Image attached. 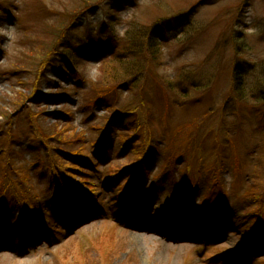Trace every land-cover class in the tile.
Listing matches in <instances>:
<instances>
[{
	"label": "rangeland",
	"instance_id": "374dc122",
	"mask_svg": "<svg viewBox=\"0 0 264 264\" xmlns=\"http://www.w3.org/2000/svg\"><path fill=\"white\" fill-rule=\"evenodd\" d=\"M0 10L4 12L0 13V147L16 148L12 158L17 168L47 162L55 143L71 155L93 154L98 135L92 127L103 128L102 119L110 113L103 107L89 110L104 92L105 106L119 102L127 109L141 108L140 143L155 147L145 165L147 181L151 184L160 175L162 184L156 186L151 209H165L182 185L188 159L195 178L193 219L207 220L200 215L212 213L216 198L228 208L227 216L217 212L205 228H187L185 233L193 239H170L161 230L139 227L128 232L117 226L109 214L114 209L111 196L102 187L99 215L80 225L69 224L71 233L51 235L47 242L41 232L30 235L28 253L20 251L17 238L13 242L6 238L0 242V264H260L264 260V240L246 249L243 237L253 226L248 212L264 216V206H255L258 197L253 193L259 185L264 189V0H0ZM77 42L94 51H82L77 69L68 73L65 83L51 66L65 62L64 55L74 52ZM123 59L139 77L129 94L109 83L119 77L123 80L115 85H133L132 79H125L130 75H123L127 69ZM235 67L240 68L238 82L246 84L243 98L235 85ZM47 94L48 100L42 99ZM60 95L71 100L70 106H55ZM85 106L90 108L87 112ZM64 113L72 118L62 119ZM6 116H10L7 122L2 119ZM125 118L123 131L136 116ZM114 138L120 143L130 137L126 133ZM119 143L96 161L99 187L107 166L122 168L123 158L131 156L130 150L120 157ZM171 154L185 167L176 163L171 170ZM4 157L0 148V174L7 164L5 175L10 179ZM220 159H225L226 169L215 171L212 183V176L200 169L208 166L214 172L213 164H220ZM70 171L84 190L83 179H91ZM38 173L26 172L29 184L49 201L55 192L50 177ZM179 192L183 195L185 189ZM16 221L12 215L11 222ZM242 252H247L245 257H240Z\"/></svg>",
	"mask_w": 264,
	"mask_h": 264
},
{
	"label": "trees",
	"instance_id": "16d2710c",
	"mask_svg": "<svg viewBox=\"0 0 264 264\" xmlns=\"http://www.w3.org/2000/svg\"><path fill=\"white\" fill-rule=\"evenodd\" d=\"M0 13L3 14L4 12L2 10H0ZM115 39V38H114ZM108 43H110V40H108ZM89 46H86V45H82L81 43H76L75 45V50L74 52H71V54H65V62L63 63H60V64H54V66L52 65V67H54V69L58 72H60V75L61 77L64 79V80H67L68 78H70V76L68 75V73H73L74 74V71L75 69H77V60L80 58L79 55H82V51H85L87 53H89L91 50L88 48ZM72 51V50H71ZM64 53L66 52H69V47L63 51ZM122 63L125 64V61L124 59L122 60ZM126 65V71L123 75H130L131 78H125V79H132V83L133 84H136L138 82V73L136 72L135 68L134 67H129L127 64ZM134 68V69H133ZM240 71V68L239 67H235L234 68V71H233V75H234V79L237 80L235 81V85L237 87V92H239V94L242 96L243 98V94H244V88H246V84H241L238 82V78H236L237 74H239L238 72ZM70 74V75H71ZM68 75V76H67ZM123 79L122 78H119V77H115L113 78V80H111L109 83H112L113 87L112 88H118L119 90H123V88H127V92L128 94L130 93V91H132L131 87L129 85H126L124 86V84L122 85H115L114 83L115 82H119V81H122ZM111 86V85H110ZM48 97V96H47ZM65 96H61L59 97V100L57 101V103H63L62 100H65ZM62 101V102H61ZM105 101H107V98H106V94L104 92H102L100 94L99 97H97L95 99V101L93 102L92 105H94L95 107H104L106 108L109 112H110V117H106L105 118V121L106 122V126L105 128H100V126H94L92 128V130H94V133L96 135H98L96 141L94 143H92V149L93 151H95V149L100 146V145H103L102 143L103 142H106V140H108V135L110 134L111 135V132L109 133V129L110 131L111 130H115V129H118L119 125L121 122L118 123L117 120L119 119H124V116H127V117H131V116H135L137 115V112L133 110V113L131 112V110H129L128 112L132 113V114H127L125 112V110H122V107L119 105V103L117 102L114 106L112 104H109L107 105V107L105 106H101V105H106L105 104ZM109 103V102H108ZM9 117L10 116H6V117H3L2 119L5 120L6 122L9 120ZM66 117H69V114L66 115ZM117 121V122H116ZM134 125H137V117L135 120H132ZM117 123L116 126L115 125H112L113 123ZM2 125V123L0 124V126ZM139 126L137 125V128ZM125 132H128L130 133V131L127 129ZM124 132H122L123 134ZM139 133L141 134L142 132L141 131H134V133H130V138L126 141L124 138L122 139V142H121V145L123 148H127V146H130V144H135L137 143V146L134 148L133 150V154L135 155V157H137V160L140 161L142 160V157L144 159V157L149 154V152L153 149V145H151V147H146L148 143H143V145L140 143V139H139ZM121 134V135H122ZM179 134V133H178ZM178 136V135H177ZM191 140V143L193 145V142H194V137H191L189 138ZM4 141V139H3ZM101 142V143H100ZM186 145V150H184V152L186 154H189L190 152V148H188V145ZM59 147V148H58ZM172 151L174 152L176 149L173 148V145L170 146ZM64 149V148H62ZM97 150V149H96ZM168 150V148H167ZM96 153V152H95ZM91 154L90 157H93L94 155L96 156L97 154ZM223 153V152H222ZM225 153V151H224ZM48 158H49V164L50 166H52V172L58 176H65L67 175V172L65 170H63L66 166H69V165H65V167H62L61 163L62 161H71L73 162L74 164H76L77 166L81 167L83 164L84 165H89L91 166V164L93 163L92 162V159H90V157H88L86 154L82 153L81 151H77L75 152L74 154H70V151H66V150H61V146L60 145H55L53 146V151H49L48 153ZM169 161H171L168 165V167L170 168H173L174 165L176 163H180L182 165L185 164V162H182V160H177V156L175 154H171L169 156ZM78 160H80L78 162ZM87 161L88 163H81L82 161ZM59 161H60V164H59ZM137 161V162H138ZM70 163V162H69ZM184 163V164H183ZM191 161L188 159L187 161V164H186V177H185V182L186 184L189 183L190 179L193 178L192 176V172H191ZM59 164V166H55ZM71 164V163H70ZM177 165V164H176ZM71 166H69L68 170L70 171V168ZM185 167V165L183 166ZM13 169V168H12ZM226 169V163H225V159L221 161L220 159V164H216V166L213 164V170L214 172L211 171V169L207 167H205L204 169H200V170H204L206 171L209 175L212 176L213 179L212 180V183H214L215 181V175H213V173L218 172L219 170H225ZM14 171V169H13ZM26 178L22 179L21 181H17V182H14L13 180L11 181L12 182V187H13V190H16V192H19L21 190V187L24 185V183H26L25 180ZM192 182V181H190ZM217 185V183H215ZM221 186V183L219 184V187ZM20 188V189H17V188ZM254 189V188H253ZM255 191V192H254ZM253 193L255 194V197H258L257 200H256V204L255 206H260L261 204H263L262 206H264V189L261 188V186L259 185V187L257 189H254ZM14 192V193H16ZM94 190L91 191V193H93ZM222 192V190H221ZM5 196L7 197H13L14 194H5ZM89 197V195H88ZM21 200V203H28L29 205L26 206L25 210H24V214L25 215H31V214H34V215H37L39 214L35 209V206L33 203H31L29 201V198L27 196V194H25L23 196ZM225 201H223V199H221L220 201H216L215 205H218L220 207H217L215 209H221L223 210V207L225 206ZM256 211L252 210L251 212H248V214L246 215V217H253V226L251 225V227L249 226L248 227V231L247 232H255L257 230H260V229H263L264 228V216L263 214L261 215H257L258 218L256 217V214H255Z\"/></svg>",
	"mask_w": 264,
	"mask_h": 264
}]
</instances>
